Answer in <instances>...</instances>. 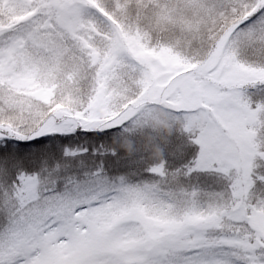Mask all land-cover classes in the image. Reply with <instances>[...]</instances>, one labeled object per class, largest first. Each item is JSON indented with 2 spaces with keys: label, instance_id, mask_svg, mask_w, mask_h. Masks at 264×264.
<instances>
[{
  "label": "snow or ice",
  "instance_id": "obj_1",
  "mask_svg": "<svg viewBox=\"0 0 264 264\" xmlns=\"http://www.w3.org/2000/svg\"><path fill=\"white\" fill-rule=\"evenodd\" d=\"M0 264H264V0H0Z\"/></svg>",
  "mask_w": 264,
  "mask_h": 264
},
{
  "label": "trees",
  "instance_id": "obj_2",
  "mask_svg": "<svg viewBox=\"0 0 264 264\" xmlns=\"http://www.w3.org/2000/svg\"><path fill=\"white\" fill-rule=\"evenodd\" d=\"M170 141L171 142L168 144H162L165 160H167L172 166H178L179 164L186 162L194 151V146L188 142L187 136L178 131H173ZM179 146H183L184 148L183 155H180L178 151ZM174 152L176 153L175 156L172 155Z\"/></svg>",
  "mask_w": 264,
  "mask_h": 264
},
{
  "label": "clouds",
  "instance_id": "obj_3",
  "mask_svg": "<svg viewBox=\"0 0 264 264\" xmlns=\"http://www.w3.org/2000/svg\"><path fill=\"white\" fill-rule=\"evenodd\" d=\"M160 116H161V119L156 121V123L159 126L164 127L165 130H167L168 129V124H167V121H166V114L161 111L160 112ZM157 154H158V152H157Z\"/></svg>",
  "mask_w": 264,
  "mask_h": 264
}]
</instances>
